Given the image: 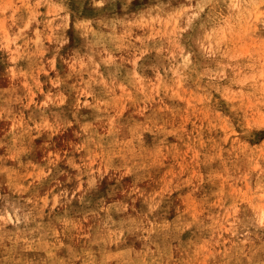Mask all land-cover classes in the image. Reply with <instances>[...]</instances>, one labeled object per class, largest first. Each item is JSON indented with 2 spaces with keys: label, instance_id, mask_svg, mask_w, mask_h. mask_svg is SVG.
Here are the masks:
<instances>
[{
  "label": "rangeland",
  "instance_id": "obj_1",
  "mask_svg": "<svg viewBox=\"0 0 264 264\" xmlns=\"http://www.w3.org/2000/svg\"><path fill=\"white\" fill-rule=\"evenodd\" d=\"M0 264H264V0H0Z\"/></svg>",
  "mask_w": 264,
  "mask_h": 264
}]
</instances>
